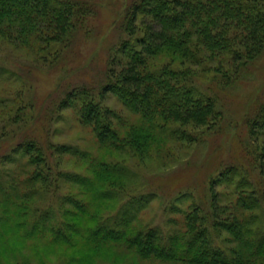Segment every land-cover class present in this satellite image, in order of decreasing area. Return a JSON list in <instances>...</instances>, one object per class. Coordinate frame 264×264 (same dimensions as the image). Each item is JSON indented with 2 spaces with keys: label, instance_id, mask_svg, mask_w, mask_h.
<instances>
[{
  "label": "trees",
  "instance_id": "16d2710c",
  "mask_svg": "<svg viewBox=\"0 0 264 264\" xmlns=\"http://www.w3.org/2000/svg\"><path fill=\"white\" fill-rule=\"evenodd\" d=\"M97 6L95 0H0V39L54 67ZM119 28L124 37L110 49L100 91L73 89L60 110H74L105 149L145 157L153 145L162 146L158 136L191 146L220 128L215 89L235 85L239 73L264 55V0H133ZM4 71L0 74L12 75ZM24 92L0 99L9 116L0 126V145L6 126L18 125L27 104L33 105ZM109 95L140 115L142 125L123 135L119 116L103 104ZM247 130L249 163L229 165L212 178L210 203L193 204L184 213V227L170 234L134 226L140 201H128L108 220L77 195L64 199L73 210L61 204L58 214L40 212L36 198L50 197L60 180L111 206L122 195L115 186L123 190L119 180L133 173L107 159L91 161L93 177L68 173L64 156L89 155L21 138L0 155V264H32L40 254H54L50 262L65 258L66 264H122V259L132 264L133 255L169 264H264V105L247 119ZM221 187L231 191L230 203H225L230 192ZM28 248L31 255L23 259Z\"/></svg>",
  "mask_w": 264,
  "mask_h": 264
},
{
  "label": "rangeland",
  "instance_id": "374dc122",
  "mask_svg": "<svg viewBox=\"0 0 264 264\" xmlns=\"http://www.w3.org/2000/svg\"><path fill=\"white\" fill-rule=\"evenodd\" d=\"M131 1L95 0L98 5L95 16L79 32L65 59L54 67L37 63L38 60L29 51L16 49L0 39V73L4 70L12 73L11 76L0 74V99L14 98L16 90L22 89L26 103L28 100L33 103L32 106L28 103L23 111V121L18 125L6 126V138L2 141L4 144L0 145V155L27 136L45 145L48 142L66 145L89 155L88 159L77 155L64 156L62 168L68 173L93 177L89 171L92 160L121 161L133 175L119 180L123 190L118 185L115 187L122 195L113 205L109 206V201L101 203L89 191L85 195L79 185L60 180L50 197L36 198L35 206L42 210L40 212L49 210L58 214L61 204L73 210L70 205L64 204V199L77 195L92 206V212L101 208L104 220H108L128 201H140L143 206L134 226L143 230L161 229L165 234H170L184 227V213L193 204L210 203L212 178L229 165L249 163L245 150L250 142L247 119L264 105V55L239 73V81L235 85L229 89H215L221 100L222 124L216 132L205 136L201 143L188 146L167 136H158L162 146L153 145L145 157L107 150L100 145L92 128L79 121L74 110H60V102L76 88L100 91L110 49L124 37L119 27L122 13ZM103 104L119 116L116 124L123 135H127L130 128L136 129L142 125V117L129 111L116 97L107 96ZM6 111L0 107V126L9 118L4 115ZM29 124L31 126L28 128ZM13 166L9 164V168ZM220 190L230 192L225 198V203H230L231 191L222 187ZM30 255L28 248L21 257L29 259ZM53 255L35 256L32 264H66L62 257L50 262ZM131 258L132 264H169L137 260L134 255ZM121 263L126 264L127 260L122 259ZM96 264L114 263L99 261Z\"/></svg>",
  "mask_w": 264,
  "mask_h": 264
}]
</instances>
